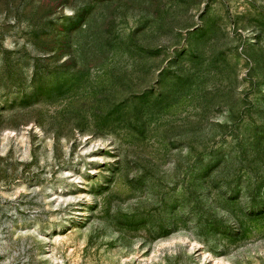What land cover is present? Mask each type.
Here are the masks:
<instances>
[{"label": "rangeland", "instance_id": "obj_1", "mask_svg": "<svg viewBox=\"0 0 264 264\" xmlns=\"http://www.w3.org/2000/svg\"><path fill=\"white\" fill-rule=\"evenodd\" d=\"M0 264H264V0H0Z\"/></svg>", "mask_w": 264, "mask_h": 264}]
</instances>
